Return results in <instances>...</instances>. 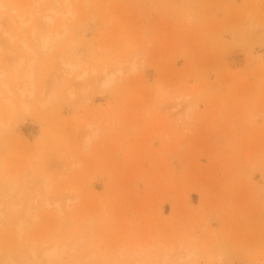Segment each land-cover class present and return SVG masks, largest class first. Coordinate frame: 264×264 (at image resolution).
Wrapping results in <instances>:
<instances>
[{
	"label": "rangeland",
	"instance_id": "374dc122",
	"mask_svg": "<svg viewBox=\"0 0 264 264\" xmlns=\"http://www.w3.org/2000/svg\"><path fill=\"white\" fill-rule=\"evenodd\" d=\"M54 1H2L31 19L0 22V255L264 264V0Z\"/></svg>",
	"mask_w": 264,
	"mask_h": 264
},
{
	"label": "bare ground",
	"instance_id": "6f19581e",
	"mask_svg": "<svg viewBox=\"0 0 264 264\" xmlns=\"http://www.w3.org/2000/svg\"><path fill=\"white\" fill-rule=\"evenodd\" d=\"M3 0H0V22H1V18L3 17L4 13L5 12H9L12 14V19L13 20V23L17 22L20 27L22 26V28L26 27L29 23H30V17L28 18H25L23 17V15H19V11L16 9V8H11V9H7L6 8V5L2 2ZM59 3V1H54V9L56 7V5ZM62 3H68L67 0H63ZM54 9H43L42 11L41 10H37L36 13L38 14L39 18L41 19V22L43 23V27L45 30H47L48 32L50 31H53L54 29H57V28H63L64 27V20L66 19V15H70L71 12H70V9L69 8H66V12H57L56 10ZM60 14L61 15V21L59 23H56L55 22V17L57 14ZM33 14V13H32ZM32 14L30 16H32ZM54 14V15H53ZM11 18V17H10ZM1 23H0V27H1ZM19 27V28H20ZM21 28V29H22ZM4 33H7V32H4ZM33 36H34V32H33ZM10 38V39H9ZM8 40L10 41V43L18 40L19 42V46H20V49L21 50H24L27 54L29 55H35V52L32 50V47L24 40V39H16L15 36H9ZM42 48H44L45 46V40L41 39V43L40 45ZM24 62V58L21 57L20 55V58H19V61L17 63V66L16 68L14 69L15 72L18 71V69L22 66ZM34 62H35V59L34 58H30V61H29V64L27 66V70L25 72V78L28 79V81L30 80V78L33 76V68H34ZM68 70V69H67ZM73 70V69H71ZM69 71V70H68ZM65 72V71H64ZM71 72V71H70ZM122 68L120 66L116 67L115 68V73H122ZM3 72L0 71V76L2 75ZM66 73V72H65ZM62 74V73H61ZM70 74V73H69ZM85 75V74H84ZM113 75L114 74H109L108 72H103L101 74V77L98 78L100 80V83H98L99 85V88L100 90H103L105 87H107L110 83V81L112 80L113 78ZM77 76V75H76ZM75 76V78H76ZM2 77V76H1ZM83 75H78L77 76V79L80 78L82 79ZM15 78V76L13 77ZM18 78V77H17ZM74 78V79H75ZM14 81V80H13ZM27 80H23V82H18L16 85H14L13 89H9L7 88V92L9 93V97H5V98H1V101L3 100L5 102V107L7 108L8 110V114H9V117H12L15 115L14 113V110H15V104L14 102L12 101V97H15L18 102H19V106L21 107H24L25 106V103L26 101L28 100V98L31 96H29V94H32L31 92L28 91V86L29 85H32L31 82L29 83H26ZM17 93V94H16ZM29 96V97H27ZM31 99V97H30ZM6 126V123L3 122V117L0 116V127H5ZM89 141V140H88ZM61 180V178H60ZM43 184H46L48 185L47 183H43ZM44 185V186H46ZM48 189H46L47 191ZM45 191V192H46ZM49 191V190H48ZM47 191V192H48ZM1 206V205H0ZM1 208V207H0ZM30 210V208H29ZM31 211V210H30ZM0 213H2V211H0ZM2 214H0L1 216ZM27 222L29 221H21L18 223V225L16 226L17 228L19 229H23L25 227V225L27 224ZM22 223V224H20ZM25 224V225H24ZM2 250L0 249V252ZM60 252V248L57 247V246H54L52 247L51 249H45L43 250L42 254H40L45 260H50L51 258H54V256H56V254H58ZM185 254V253H183ZM2 255V254H1ZM0 255V264H16L14 263V261L11 259V257L9 258L8 255L6 256H3L1 257ZM40 256V257H41ZM181 257V256H180ZM35 258V255L33 257V259ZM182 258V257H181ZM186 256H184V258H182L183 262H181V260H179L182 264L184 263V260H185ZM41 259V258H40ZM179 261H177L176 263L180 264ZM6 262V263H5ZM31 263V262H30ZM186 264V263H184Z\"/></svg>",
	"mask_w": 264,
	"mask_h": 264
}]
</instances>
